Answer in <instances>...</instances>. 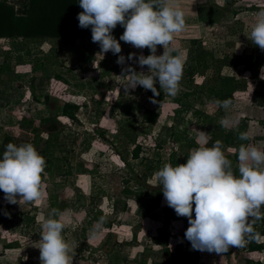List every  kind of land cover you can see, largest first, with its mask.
Masks as SVG:
<instances>
[{
  "label": "rangeland",
  "instance_id": "374dc122",
  "mask_svg": "<svg viewBox=\"0 0 264 264\" xmlns=\"http://www.w3.org/2000/svg\"><path fill=\"white\" fill-rule=\"evenodd\" d=\"M170 2L184 11L187 27L174 38L184 60L181 91L165 94V103L150 101L140 86L122 88V67L148 71L128 55L151 53L120 37L117 55L102 53L91 38H0V148L10 135L18 146L33 144L47 163L40 201L10 204L0 191V264H41L42 223L52 209L75 246L73 264H244L243 247L226 256L179 246V236L161 244L160 225L186 232L189 223L167 205L154 173L166 163L182 164L183 155L186 163L200 146V131L208 147L221 141L234 174L235 154L246 145L240 133H248L249 145L264 147V51L247 37L264 0ZM118 55L125 65L116 63ZM217 100H231V107L226 111ZM66 101L81 105L77 121L62 115ZM49 116L57 122L43 125ZM34 127L55 132L39 136ZM174 130L183 142L174 140ZM150 198L160 199V207L150 208ZM254 256L264 261V251Z\"/></svg>",
  "mask_w": 264,
  "mask_h": 264
},
{
  "label": "clouds",
  "instance_id": "9594fccd",
  "mask_svg": "<svg viewBox=\"0 0 264 264\" xmlns=\"http://www.w3.org/2000/svg\"><path fill=\"white\" fill-rule=\"evenodd\" d=\"M83 9L77 16L79 27L91 26V39L98 43L102 53L120 54L121 44L112 35L120 25L124 28L119 40L136 49H149L148 56L134 53V60L147 72H137L131 66L122 67L121 76L127 77L122 88L127 92L138 86L159 95L175 97L181 91L184 60L174 46L175 35L186 30L185 13L178 3L170 0H79ZM248 39L264 51V10L259 11ZM162 46L163 54L157 55ZM176 52V55L173 53ZM118 65H125L126 57L118 55ZM260 79L264 80V66ZM228 110L231 100L215 101ZM230 121L222 118L220 124L228 127ZM238 124V121H232ZM239 139H250L247 132ZM197 144L187 157V162L173 166L166 163L154 173L162 188L167 205L179 217L188 219L185 238L193 250L223 254L230 247L242 248L252 241L264 239L255 225L264 220V151L255 146L241 145L238 150L239 175L234 174L232 162L225 156L221 141L211 147L208 136L200 131ZM46 159L33 144L19 146L8 143L0 158V191L10 204L40 201L44 196L43 176H46ZM193 212L195 218H193ZM57 209H52L42 223L39 240L41 264H73L76 255L74 244L66 241L62 232L65 224L59 219ZM101 217L98 223H104Z\"/></svg>",
  "mask_w": 264,
  "mask_h": 264
},
{
  "label": "trees",
  "instance_id": "16d2710c",
  "mask_svg": "<svg viewBox=\"0 0 264 264\" xmlns=\"http://www.w3.org/2000/svg\"><path fill=\"white\" fill-rule=\"evenodd\" d=\"M83 9L79 6V0H22L20 7L9 2L8 0H0V38H8L16 40L19 38H91V26L89 28L79 27V21L77 16ZM124 32V28L120 25L113 30L112 35L115 38L120 37ZM21 58V57H20ZM61 75L57 74L55 79H61ZM159 95H154L152 91L147 90V98L155 103H165V93L159 88V84L156 85ZM52 93L45 95V100L48 101ZM81 105L74 101H66L62 106V115L68 119L77 121L78 111ZM56 117H46L41 120V123H56ZM36 134L41 136V133H47L48 135L54 134L55 131H49L46 129H40L34 127ZM178 135V137H177ZM174 140L176 142H183L180 135L176 130L173 131ZM252 139L246 140V147L249 145ZM14 143L13 138L10 135H6L0 148V158H2L5 146L8 143ZM52 146V143H50ZM55 146V145H53ZM264 151V147L261 148ZM136 154V153H135ZM185 155L182 156V162L185 163ZM235 160L238 161V153L235 154ZM56 161L55 158L49 157L50 165ZM150 168H153L150 166ZM239 165L235 167L236 175ZM160 169V168H159ZM158 169V170H159ZM60 166H56V171L59 172ZM161 201L157 198H150L149 206L152 209L160 207ZM194 218L195 213L193 212ZM257 232L261 237H264V220L258 222L255 226ZM159 238L163 246L169 244L171 238L179 236L178 245L187 246L189 241L185 238L184 228L175 229L173 227L160 225L158 228ZM244 252V264H264L261 257L254 256L256 253L264 251V239L252 241L243 247ZM233 253V247H230L227 253H223L226 256H230Z\"/></svg>",
  "mask_w": 264,
  "mask_h": 264
}]
</instances>
